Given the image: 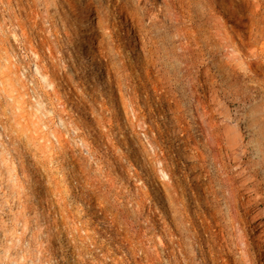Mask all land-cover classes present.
<instances>
[{"label": "rangeland", "instance_id": "374dc122", "mask_svg": "<svg viewBox=\"0 0 264 264\" xmlns=\"http://www.w3.org/2000/svg\"><path fill=\"white\" fill-rule=\"evenodd\" d=\"M225 107L250 165L264 0H0V264H260Z\"/></svg>", "mask_w": 264, "mask_h": 264}, {"label": "bare ground", "instance_id": "6f19581e", "mask_svg": "<svg viewBox=\"0 0 264 264\" xmlns=\"http://www.w3.org/2000/svg\"><path fill=\"white\" fill-rule=\"evenodd\" d=\"M89 53H90L89 51L88 52L86 51L87 56L90 55ZM214 98L216 99L215 100L216 107H221V106L224 107L223 102L220 101V99L218 98L216 94L214 95ZM222 111L223 112L218 113L220 117V123L222 124L221 125H209L208 127H206L207 134L211 138L210 142L212 143L214 147H219L220 153L224 154L222 156L218 155L219 157L213 154V156L215 157V160L217 161L216 163L218 166V176L217 177L221 183V188L225 190L229 195H232L234 193V190L237 187H240L242 188L244 192L248 194V199L246 201V204L254 203V213L251 215V217L255 221V223L259 225L260 229H258V231L254 232L252 235H253V238L256 240V242H258L264 239V191L262 190V187H261V183L264 180V176L263 175H261L262 177L259 176L258 174L259 172L258 173L256 172L255 166L258 163L264 162V155L262 152H260L261 155H260L259 160L253 161L252 163H250V165H247V166L245 165V162H246V160L244 159L245 149H244L243 142H242L243 136L240 133V128L238 127L237 123L232 120V118L230 117L228 113V109L226 107ZM221 142H222V145H220ZM239 239H241L242 241L245 240V237H243V234L239 235ZM247 261L248 260H246V262ZM260 264H264V258L260 260Z\"/></svg>", "mask_w": 264, "mask_h": 264}]
</instances>
